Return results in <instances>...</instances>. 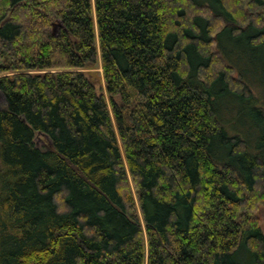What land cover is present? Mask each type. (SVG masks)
<instances>
[{
    "label": "trees",
    "instance_id": "trees-1",
    "mask_svg": "<svg viewBox=\"0 0 264 264\" xmlns=\"http://www.w3.org/2000/svg\"><path fill=\"white\" fill-rule=\"evenodd\" d=\"M254 73L264 0H0V264H264Z\"/></svg>",
    "mask_w": 264,
    "mask_h": 264
},
{
    "label": "rangeland",
    "instance_id": "rangeland-1",
    "mask_svg": "<svg viewBox=\"0 0 264 264\" xmlns=\"http://www.w3.org/2000/svg\"><path fill=\"white\" fill-rule=\"evenodd\" d=\"M242 66H244L242 64ZM256 73H258V70H255ZM92 73L96 74L97 77H99V81L96 83L95 88L97 90L98 93H100V91H102L103 88V82H102V70H101V66L100 63L98 62L95 69L92 70ZM255 74V79L258 81V84L261 83V85L264 86V75L261 73L259 74ZM258 92L256 94H254V97L257 101V103L255 105H253L255 108H260L262 107L261 105L264 104V87L263 88H257ZM252 106V107H253ZM0 107L4 108L5 107V99L4 96L0 93ZM252 107L250 108H244L243 106L241 107V105L238 107L237 109V116H229L226 120L231 119V126L233 127H237V128H241L243 127L244 123L248 124L250 127H256L257 126V122H256V118L254 117V115H252ZM251 134V131H249L248 128H245V137ZM257 136H253L251 137V140L253 141V143H257ZM257 216H258V220H259V227L261 229V232L264 234V206H260L259 210L257 212Z\"/></svg>",
    "mask_w": 264,
    "mask_h": 264
}]
</instances>
